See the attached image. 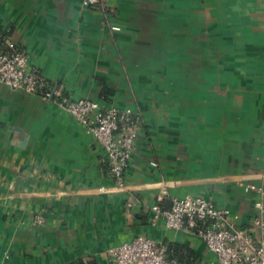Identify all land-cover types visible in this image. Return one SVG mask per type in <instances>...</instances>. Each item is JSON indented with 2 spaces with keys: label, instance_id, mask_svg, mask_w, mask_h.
<instances>
[{
  "label": "crops",
  "instance_id": "1",
  "mask_svg": "<svg viewBox=\"0 0 264 264\" xmlns=\"http://www.w3.org/2000/svg\"><path fill=\"white\" fill-rule=\"evenodd\" d=\"M83 1L0 0V27L54 88L136 114L130 187L58 104L0 84V264H109L139 235L219 264L194 231L152 226L151 207L164 191L209 197L257 234L264 0Z\"/></svg>",
  "mask_w": 264,
  "mask_h": 264
},
{
  "label": "built area",
  "instance_id": "2",
  "mask_svg": "<svg viewBox=\"0 0 264 264\" xmlns=\"http://www.w3.org/2000/svg\"><path fill=\"white\" fill-rule=\"evenodd\" d=\"M83 5L102 10L107 7L106 0H84ZM0 84L58 104L87 135L104 147L108 154L109 173L116 186L130 187L127 174L139 135L138 118L132 110L104 109L92 99L75 98L60 88H54L38 69L31 66L25 50L13 40H7L5 50L0 51ZM246 188L260 196L256 204L258 214L251 226L256 235L241 229L239 216L218 206L212 198L171 197L167 191L161 193L151 207V224L157 226L163 221L167 228L175 231H194L216 255L219 264H264V186L248 184ZM165 199H168L169 207L163 205ZM35 223L43 224V217L37 216ZM109 262L183 264L170 258L167 246L145 235L112 248Z\"/></svg>",
  "mask_w": 264,
  "mask_h": 264
},
{
  "label": "trees",
  "instance_id": "3",
  "mask_svg": "<svg viewBox=\"0 0 264 264\" xmlns=\"http://www.w3.org/2000/svg\"><path fill=\"white\" fill-rule=\"evenodd\" d=\"M2 32L3 31L0 27V51H4L5 46H6V37ZM180 250L183 251L184 248L178 244H175V245H172L168 248V253H169L171 259H177L181 263L186 264L187 262L184 259L177 257V253L180 252Z\"/></svg>",
  "mask_w": 264,
  "mask_h": 264
}]
</instances>
